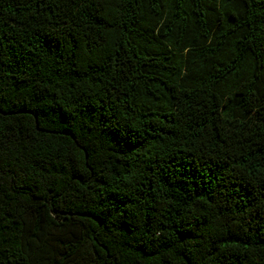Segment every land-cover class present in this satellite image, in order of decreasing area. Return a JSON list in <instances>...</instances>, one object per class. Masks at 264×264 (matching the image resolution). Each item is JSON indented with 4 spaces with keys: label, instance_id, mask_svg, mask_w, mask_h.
Instances as JSON below:
<instances>
[{
    "label": "trees",
    "instance_id": "16d2710c",
    "mask_svg": "<svg viewBox=\"0 0 264 264\" xmlns=\"http://www.w3.org/2000/svg\"><path fill=\"white\" fill-rule=\"evenodd\" d=\"M0 264H264V0H0Z\"/></svg>",
    "mask_w": 264,
    "mask_h": 264
}]
</instances>
